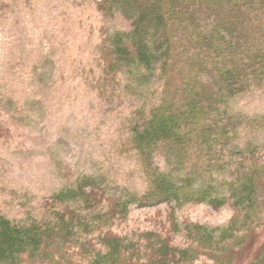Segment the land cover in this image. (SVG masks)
I'll return each mask as SVG.
<instances>
[{"label": "trees", "instance_id": "16d2710c", "mask_svg": "<svg viewBox=\"0 0 264 264\" xmlns=\"http://www.w3.org/2000/svg\"><path fill=\"white\" fill-rule=\"evenodd\" d=\"M99 9L129 25L107 36L104 73L122 76L138 101L125 149L140 155L150 183L119 192L105 176H81L51 197L49 213L11 220L0 211V264H61L75 251L88 264H264V242L250 257L244 249L263 222L264 143L238 145L264 119L228 114L230 101L264 84V0H103ZM161 204L230 205L234 215L223 227L174 224L181 248L152 233L102 232L130 207Z\"/></svg>", "mask_w": 264, "mask_h": 264}, {"label": "rangeland", "instance_id": "374dc122", "mask_svg": "<svg viewBox=\"0 0 264 264\" xmlns=\"http://www.w3.org/2000/svg\"><path fill=\"white\" fill-rule=\"evenodd\" d=\"M64 3L76 6L75 12L69 9V17L57 25L56 47L57 57L60 58V67L63 69V80H58L56 87L59 91H53L48 98L47 104L43 107L39 103L32 104L30 111L18 110L11 102L5 103L0 100V149L9 153H15L16 158L25 162L26 165L36 164L40 167L43 178L38 182L25 181L15 186V190L5 185L0 187V211L9 219L23 220L26 217H39L49 213L51 197L63 187L70 186L81 176H105V185L111 190L123 189L122 181L110 179L109 176L99 170L95 163L85 162L80 168H65L63 164V153L67 150L66 140L62 139L55 148L50 149L46 140L48 130L37 117V112L54 111L57 104V97L61 103L67 99L71 103V97L77 94L83 87L84 81L92 82L95 69L98 74L100 66L105 69L104 49L106 44V33L101 28L100 16L96 11L95 0H63ZM101 11V10H100ZM101 13H103L101 11ZM108 18L109 15L103 13ZM123 30H128L126 21L120 22ZM101 40L103 43L101 44ZM42 73L36 76L35 81L45 85L41 90L47 93V81L51 78V71L54 67L51 60L46 61ZM60 72L57 73V77ZM102 92L109 101L123 99L125 106L129 103L136 108L138 101L124 89L122 76L115 78L105 74ZM123 79H122V78ZM124 81H122V80ZM116 80L120 83L117 84ZM264 94V84L257 89L250 90L243 95L233 99L229 105L237 101L245 102L250 96ZM115 116V114H112ZM133 121V120H132ZM130 121L128 126L131 124ZM128 128V127H127ZM125 128V131L128 129ZM67 139H70L67 138ZM238 145L247 141L264 143V123L259 130L253 128L238 133ZM261 143V144H262ZM134 156L133 154H128ZM264 161V154L261 157ZM161 169H164L162 162H158ZM0 175H3V168L0 167ZM118 187V188H114ZM145 185L137 184L136 191L142 192ZM261 201L264 204V188L261 191ZM102 206L110 209L113 203L108 200H101ZM51 213V212H50ZM233 208L229 206L214 210L205 205L187 204L176 208L171 204L153 205L139 208L130 207L128 215L124 218H116L111 221L108 228L102 230L110 237H130L140 234H156L166 239L173 247L181 248L187 245L182 234H172L174 224L180 229L186 224H197L211 228L223 227L233 217ZM107 221V220H106ZM260 229L247 243L245 254L255 255L264 242V213ZM64 256V255H63ZM61 257V256H60ZM66 260V256H64ZM88 264L87 254L77 251L69 255L67 262L61 264ZM198 264H207L200 261Z\"/></svg>", "mask_w": 264, "mask_h": 264}, {"label": "clouds", "instance_id": "9594fccd", "mask_svg": "<svg viewBox=\"0 0 264 264\" xmlns=\"http://www.w3.org/2000/svg\"><path fill=\"white\" fill-rule=\"evenodd\" d=\"M101 3L103 0H95L105 38L125 33L119 26L123 17L114 14L106 18L99 9ZM75 7L63 0H0V100L27 112L35 103L43 107L53 91H59L57 81L64 77L57 57V25L69 17V9L75 12ZM49 60L54 67L46 85L49 91L45 93L41 90L45 85L34 81L45 71L43 66ZM92 72V82L84 81L82 89L71 97V103L67 99L61 103L57 97L54 111L35 114L48 130V146L52 149L60 140H66L68 148L62 162L67 169L91 162L110 179L122 181L121 187L135 190L138 183L147 186L150 181L140 155L129 156L125 149L132 139L125 128L136 118V110L130 103L125 106L123 99L110 102L103 94L102 66L98 74L95 69ZM228 114L245 122L264 119V94L229 105ZM0 167V187L7 185L15 190L25 181L38 182L43 178L39 166L26 165L15 153L4 149H0Z\"/></svg>", "mask_w": 264, "mask_h": 264}]
</instances>
